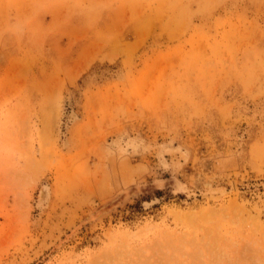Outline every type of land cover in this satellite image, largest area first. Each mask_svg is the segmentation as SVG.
Returning <instances> with one entry per match:
<instances>
[{"label": "rangeland", "instance_id": "rangeland-1", "mask_svg": "<svg viewBox=\"0 0 264 264\" xmlns=\"http://www.w3.org/2000/svg\"><path fill=\"white\" fill-rule=\"evenodd\" d=\"M0 264H264V0H0Z\"/></svg>", "mask_w": 264, "mask_h": 264}, {"label": "bare ground", "instance_id": "bare-ground-1", "mask_svg": "<svg viewBox=\"0 0 264 264\" xmlns=\"http://www.w3.org/2000/svg\"><path fill=\"white\" fill-rule=\"evenodd\" d=\"M46 196V195H45ZM43 199V198H42Z\"/></svg>", "mask_w": 264, "mask_h": 264}]
</instances>
